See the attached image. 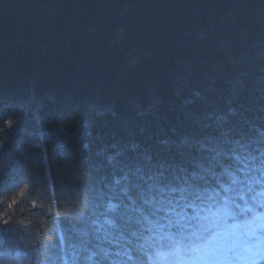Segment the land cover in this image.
Segmentation results:
<instances>
[{"label":"trees","instance_id":"trees-1","mask_svg":"<svg viewBox=\"0 0 264 264\" xmlns=\"http://www.w3.org/2000/svg\"><path fill=\"white\" fill-rule=\"evenodd\" d=\"M220 116L254 158L227 200L177 224L120 191ZM0 212V264H160L264 214V0H0Z\"/></svg>","mask_w":264,"mask_h":264},{"label":"snow or ice","instance_id":"snow-or-ice-1","mask_svg":"<svg viewBox=\"0 0 264 264\" xmlns=\"http://www.w3.org/2000/svg\"><path fill=\"white\" fill-rule=\"evenodd\" d=\"M213 119L212 115L208 117ZM214 133L206 134L204 139L194 141L185 138L181 141L183 148L176 152L173 157L169 158L166 154L163 161H157L152 164V158L147 157L150 167L148 170L136 168L135 174H125L121 177L126 184L120 191L132 199L128 194L135 191L139 194L142 205H152L149 209L151 215L156 213H165L177 218L176 223H179L181 213L184 209H193L195 202L203 198L205 193L211 196L220 195V192L225 194L224 199L227 200V193L236 191L235 186L241 181L237 179L236 173L246 172L252 157L242 155L231 144L229 132L226 129L228 116H220L214 119ZM11 125V121L6 122ZM212 127L211 124H206L205 128ZM167 144V141H161ZM87 147V145H85ZM135 148V145L133 146ZM171 151V150H170ZM178 157V158H177ZM115 157H109L110 160ZM232 169H235L233 171ZM138 174V175H136ZM152 181V183H147ZM230 181L229 186H225ZM120 183L119 180L116 181ZM146 185V188H145ZM215 185V187H213ZM219 189L217 191L216 189ZM24 191L19 193V197L23 198ZM147 197V198H146ZM18 202L17 197H12L7 208L12 209ZM36 202H33L35 208ZM106 211L102 212L104 222L109 227H115L117 221L111 218L108 214L115 212L119 204L108 200ZM138 211L142 209H137ZM59 215V212L56 213ZM5 215L0 212V217ZM83 216L84 213L79 214ZM148 217L146 216L145 219ZM4 224L8 223L7 219L3 220ZM98 219L91 221L92 225H97ZM99 230V229H97ZM217 233H213L207 237L203 243H193L185 248V251L191 253V258L202 259L211 256L213 241L216 239ZM180 251L179 245L174 249L175 253ZM164 255L157 253V256Z\"/></svg>","mask_w":264,"mask_h":264},{"label":"rangeland","instance_id":"rangeland-1","mask_svg":"<svg viewBox=\"0 0 264 264\" xmlns=\"http://www.w3.org/2000/svg\"><path fill=\"white\" fill-rule=\"evenodd\" d=\"M259 228H264V214L255 215L246 225L231 224L214 232L218 235L213 241L210 257L193 259L191 253L183 252L181 248L178 253H175V247L171 250L157 251V253L164 254L157 256V259L160 264H221L217 254L234 253L241 249L242 253L233 264L243 262L264 264V238L258 232ZM234 238L236 241L233 240ZM241 244H243V248L240 247ZM259 256H263V258L259 260Z\"/></svg>","mask_w":264,"mask_h":264},{"label":"bare ground","instance_id":"bare-ground-1","mask_svg":"<svg viewBox=\"0 0 264 264\" xmlns=\"http://www.w3.org/2000/svg\"><path fill=\"white\" fill-rule=\"evenodd\" d=\"M262 258H263V256H262V257H261V256H259V258H258V259L260 260V259H262ZM254 261H255V259H254ZM247 263H248V262H243V263H240V264H247Z\"/></svg>","mask_w":264,"mask_h":264}]
</instances>
